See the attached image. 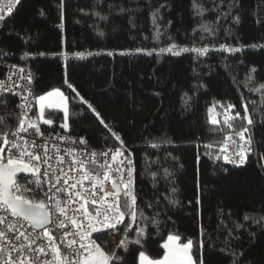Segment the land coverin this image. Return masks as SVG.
Here are the masks:
<instances>
[{"label":"trees","instance_id":"obj_1","mask_svg":"<svg viewBox=\"0 0 264 264\" xmlns=\"http://www.w3.org/2000/svg\"><path fill=\"white\" fill-rule=\"evenodd\" d=\"M196 3L210 10L199 15L193 0H19L0 21V79L8 62L22 63L31 69L37 96L59 88L68 97V128L60 127L64 115L57 109L46 110L53 124L44 128L67 131L93 148L120 144L115 132L136 161L138 214L160 225L135 223L127 239L148 223L145 237L127 252L114 242V230L99 233L101 247L115 250L120 264H139L141 251L161 258L168 235L193 241L196 264L200 241L203 264H264V104L260 93L249 91L264 84V0ZM171 44L209 51H160ZM88 51L90 57L73 55ZM0 101L5 110L17 106L10 95ZM228 104L235 107L225 113L221 105ZM244 104L253 124L236 119L229 129L221 116L243 117ZM245 126L253 149L246 161L215 159L225 154L226 137ZM118 232L124 239L123 228Z\"/></svg>","mask_w":264,"mask_h":264},{"label":"snow or ice","instance_id":"obj_2","mask_svg":"<svg viewBox=\"0 0 264 264\" xmlns=\"http://www.w3.org/2000/svg\"><path fill=\"white\" fill-rule=\"evenodd\" d=\"M13 2L19 3V0H10L7 7L9 14L13 11L11 6ZM193 7L198 10L199 15H203L204 11L210 10L196 3V0H193ZM4 19V15H0V21ZM155 22L156 14L154 13L153 23ZM201 28L205 32L213 34V30L209 26L201 25ZM220 48L229 52L240 51L239 48H232L225 44L220 45ZM190 50L205 55L209 48L207 46L194 49L178 48L177 45L171 44L165 49H160L161 52L167 51L174 55ZM137 51L144 50L137 49ZM77 55L83 56L82 53ZM18 71L23 73L24 70L18 69ZM255 72V68L250 70L247 83L253 82L254 77L251 73ZM16 74V72H13L11 75ZM11 75L8 77L9 81H11ZM19 78L30 81L31 74L21 75ZM14 87H19L15 81L12 82V85H7V81H0V96H3L4 93H12ZM55 91L59 93L58 89ZM249 91L260 93V104H264V84L250 88ZM15 95L20 97L21 103L18 105L20 110V115L17 117L18 127L12 132L14 139H9L8 132L0 133V143L7 146V154H5V147H0V226H3L0 229V264H120L121 257L117 256L116 251L106 252L92 238L93 233H102L108 229L115 230L118 225L124 224L127 215L130 221L125 225V238L118 245L119 248L127 252L129 245H141L148 226V223H144L138 227L135 230L136 238L128 240L127 229H131L133 224L147 221L157 229L160 225L159 220L152 218L149 221V218L143 216L142 213L138 214L131 154L124 156V151L118 148L112 153L111 161L115 162L118 157H123V159H120L117 167L112 169L108 160L111 149L100 153L105 158L103 163H98L95 160L97 154L92 152L91 162L103 170L102 172H92L86 167L87 160L79 159L75 149H68L67 154L72 156L68 172H65L63 168L57 169L50 163L52 156L49 155L47 140L43 144H37L35 140L29 142L24 135H21V133H27L29 129H33L38 136H43L39 124L28 115L31 108L28 97L32 95L31 90L27 89L26 94L19 92ZM47 95L50 97L53 93ZM185 95V104L187 105L190 98L187 97V94ZM38 99L40 101L39 119L43 121V124H53L51 119L44 118L45 107H58L63 110L65 121L60 127L67 129L69 117L67 105H45L44 102L47 97L40 96ZM252 103L256 104L257 102L253 101ZM3 104L4 102L0 101V105ZM89 107L91 106L89 105ZM215 107L216 105H213V108L209 111H214ZM221 107L224 108L225 113H228L235 106L228 104L226 107L223 105ZM248 107V104H244L245 115L243 117H240L239 112H236L234 116L225 115L224 124L231 129L232 121L241 119L246 121L248 126L252 125L253 118ZM261 116L264 118V111L261 112ZM0 122H2V119H0ZM211 123L217 125L220 121L212 118ZM245 133H249L247 126L235 132V136L240 139L241 143L233 150L232 156L218 154L214 158L217 160L222 158L233 164L244 163L247 154L253 150L251 147V134L245 136ZM112 136L120 141L121 147H123L120 136L115 132H112ZM57 138L59 140L71 139L60 135ZM226 139L235 142L231 134ZM79 143L85 144L86 141L81 138ZM153 147H156V145H153ZM205 147L213 148V145L208 144ZM52 148L57 152L56 163L63 164L64 157L58 155L59 148L57 145L53 144ZM38 149L42 151H38ZM226 150V145L221 147V153H225ZM42 167H44L43 172H41ZM57 171H59V175H57ZM69 172L78 174L82 172L83 175H79V178H77L70 176ZM113 172H115V176H113ZM20 173L24 175L18 177ZM165 174L167 175V172ZM155 175L156 173H153L154 177ZM21 180L24 183H21ZM70 180L73 182L69 183ZM85 181L89 182L88 187L84 186ZM172 192H175L174 188ZM121 198H123V203H121ZM170 203H176V201L170 200ZM72 205H75V207H71ZM89 205L92 206L91 210ZM148 206L151 207L152 205L149 204ZM244 219L247 220L249 217L245 215ZM257 222L259 223V221ZM69 225L72 231L65 230L68 229ZM53 228L65 230L61 237L65 249L63 252L60 245L56 243V237L52 235ZM180 239L178 235H168L167 241L162 245L166 250L162 259L154 260L146 255L144 251H141L139 253V264H196L191 254L193 241L188 239L181 244L179 243ZM199 247L201 250L200 264H203V241H200ZM13 253H15V256H13ZM233 264H237V262L233 260Z\"/></svg>","mask_w":264,"mask_h":264},{"label":"built area","instance_id":"obj_3","mask_svg":"<svg viewBox=\"0 0 264 264\" xmlns=\"http://www.w3.org/2000/svg\"><path fill=\"white\" fill-rule=\"evenodd\" d=\"M9 3H10V0H0V15H4L5 18L9 15V13L7 12V7L9 6ZM11 6L14 9L15 3L13 2ZM192 49H194V48H192ZM79 53H82L83 56H78L77 54H79ZM97 53L102 54L101 51H98ZM73 55L78 56V57H90L92 55V53L89 51L88 52H75ZM64 57H66V56L64 55ZM1 62H3V56L2 55H0V63ZM18 69H23L24 70L23 73H20L18 71ZM13 72H16L17 74L11 75ZM29 73L31 74V80L30 81L28 79H20L19 78L21 75L27 76ZM9 75H11V81L8 80ZM0 81H7V85H12V82L15 81L16 84L19 86V87H14L12 93H4L3 94V96L4 95H10V96L15 97L17 100V106L12 111L9 109L5 110L3 108H0V119H2V122H0V133L8 132L9 139L10 140L14 139V137L12 136V132L18 127L17 117H19V115H20V110L18 108V105L21 103L20 97L15 95V93L24 92L26 94V90L30 89L32 95L28 97V101L31 104V108L29 110L28 115L31 118L35 119L36 122L39 124L40 132L43 133V136L42 137L38 136L33 129H29V131L27 133H21V135H24L25 138L29 142H31L32 140H35L37 144H43L45 142V140H47L48 141V147H49V155L52 156V160L50 161V163H52L53 166L56 167L57 169L63 168L65 172H68V166L71 164V161H72V156H69L67 154L68 149H75V153L78 154L79 159L87 160L88 163L86 164V167L89 171H92V172H97V171L102 172L103 171L102 169L98 168L96 165H94L91 162V160H92L91 153L92 152H95L97 154L95 157V160L98 163H103L105 158L103 156H101L100 153L108 151L109 149H111L112 151L109 152L108 160L111 163L112 169H115L117 167V165L119 164V160L123 159V157H118L115 162H112L111 156H112L113 152H115L118 148H120L121 150L124 151V156L129 155L127 153V151L125 150L124 146L121 147V144L110 145V146L105 147V148H93V147H90L86 144L79 143L81 138H79L78 136L72 135L67 131L51 130V129L44 128L43 122L39 119L40 112L38 110V96L35 93V87H34V83H33V77H32V73H31V69L27 65H24L22 63L8 62L4 76L2 79H0ZM1 97L2 96H0V98ZM11 115L13 116V119L9 120L8 117ZM225 115L231 116L230 114H224L223 116H221V118L223 120L225 119ZM240 130L241 129L233 130L230 133L233 136V140L235 142H233L232 140H226V142L224 144V146L226 145V148H227L225 154L232 156L233 150L236 149V147L241 143L240 139L235 136V132H238ZM58 135L70 137L71 139L70 140H59L57 138ZM248 135H249V133H245V136H248ZM53 144L57 145V147L59 148L58 155L64 157V163L63 164H57L56 163L57 152L55 149L52 148ZM0 147H5V154H7V146L0 143ZM82 150H84V151L82 152ZM38 151H42V150L38 149ZM131 159H132V164L134 167L133 177H134V190H135L136 161H135L133 156H131ZM125 163H127V162L125 161ZM231 164H233V163H231ZM234 165H240V164H234ZM43 171H44V167L41 168V172H43ZM49 171H51V170H49ZM59 174H60L59 171H57V175H59ZM68 174L70 176H74L77 178H79V175H83L82 172L79 174L76 172H69ZM112 174H113V176L116 175L115 172H113ZM125 179H126V176H125ZM72 182H73L72 180L69 181V183H72ZM106 184H107V182H106ZM88 185H89V182L85 181L84 186L88 187ZM57 187H59V185H57ZM121 203H123V198H121ZM71 207H75V205H72ZM89 208L91 210L92 206L89 205ZM129 221H130V218L126 215L124 224L118 225L116 229L120 230L121 228H123V231L125 232V225L128 224ZM2 228H3V226H0V229H2ZM65 230L72 231V228L69 225L68 229H65ZM65 230H57L55 228L52 229V235L54 237H56V243H58L60 245L62 252L65 249H64V244L61 242V237L63 236V232ZM108 230H112V229H108ZM108 230H105V231H108ZM128 230H130V229H127V232H128ZM98 234L99 233H93L92 238L96 241V243L100 244L98 237H97ZM72 238H76V237H72ZM13 256H15V253H13ZM42 259H43V257H42Z\"/></svg>","mask_w":264,"mask_h":264},{"label":"rangeland","instance_id":"obj_4","mask_svg":"<svg viewBox=\"0 0 264 264\" xmlns=\"http://www.w3.org/2000/svg\"><path fill=\"white\" fill-rule=\"evenodd\" d=\"M59 90V93H57L55 90ZM48 93H53V95L52 96H48L47 94ZM62 94V95H61ZM40 96H45V97H47V99L45 100V105H47V104H53V105H62V104H66L67 105V107H68V110H70V108H69V101H68V97L66 96V94L61 90V89H59V88H56V89H53V90H51V91H48V92H46V93H44V94H42V95H40ZM40 96H38V98L40 97ZM66 98V99H65ZM47 109H57V110H60V111H62L63 112V110L61 109V108H49V107H45V109H44V118L45 119H49L47 116H46V110ZM38 110H39V112H40V101H39V99H38ZM69 118V117H68ZM42 121V120H41ZM43 122V121H42ZM62 123H65V121H63ZM67 124H68V120H67ZM112 237H113V240H114V242H116V243H119L121 240H122V238L120 237V235H119V232H118V230L117 229H115L114 231H113V233H112ZM179 243H181V242H179ZM181 244H183V243H181ZM192 254V253H191ZM147 255V254H146ZM164 256V255H163ZM163 256L161 257V258H156V259H154V258H152V259H154V260H157V259H162L163 258ZM151 258V257H150Z\"/></svg>","mask_w":264,"mask_h":264},{"label":"water","instance_id":"obj_5","mask_svg":"<svg viewBox=\"0 0 264 264\" xmlns=\"http://www.w3.org/2000/svg\"><path fill=\"white\" fill-rule=\"evenodd\" d=\"M21 174H23V173L18 174V176L21 175Z\"/></svg>","mask_w":264,"mask_h":264},{"label":"crops","instance_id":"obj_6","mask_svg":"<svg viewBox=\"0 0 264 264\" xmlns=\"http://www.w3.org/2000/svg\"><path fill=\"white\" fill-rule=\"evenodd\" d=\"M166 241H167V240H166ZM166 241H165V242H166ZM179 242H181V241H179ZM181 243H182V242H181Z\"/></svg>","mask_w":264,"mask_h":264}]
</instances>
